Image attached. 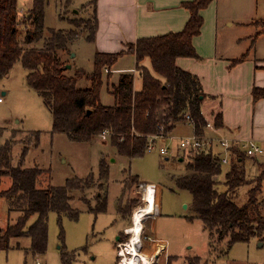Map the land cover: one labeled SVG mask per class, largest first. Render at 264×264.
<instances>
[{
	"label": "trees",
	"instance_id": "16d2710c",
	"mask_svg": "<svg viewBox=\"0 0 264 264\" xmlns=\"http://www.w3.org/2000/svg\"><path fill=\"white\" fill-rule=\"evenodd\" d=\"M212 1L184 3L189 18L181 31L138 38L128 44L127 51L96 52L91 73L77 69L73 76H68L66 63L58 58L57 51L71 52L68 51L69 46L80 37L78 29L87 32L86 41L93 42L97 30L95 14L90 26L83 21H72L74 30L48 29L49 36L44 37L46 0H32V5L21 18L17 0H0V77L7 75L16 63L21 64L26 71L27 85L38 92L52 116V133H64L69 140L83 143L91 142L104 132L109 133L110 143L118 155L128 159L142 157L147 151L149 138L170 134L185 115L193 119L194 132L203 133L205 119L201 104L206 96L199 79L178 67L176 60L180 57L200 59L192 46V38L200 33L203 24L200 12ZM85 6H92L95 10L96 0ZM21 34L22 40L18 38ZM40 41L41 47H29ZM126 54L135 57L139 89L134 88L133 73L121 72L116 79L112 78L114 65ZM104 77L106 83L109 79L113 81L111 86L106 85L113 98L111 105H103L100 100ZM80 79H86L88 87L78 88ZM252 97L254 101L264 98V87L254 88ZM214 122L217 127L221 125L220 114ZM39 134L35 131V138L38 139ZM10 152L11 145L5 142L0 148V198L7 202L8 214L18 212L20 216L14 224L0 230V251L9 248L11 239L24 237L30 240L29 251L33 255L41 254L46 248L50 212L57 214L58 221L65 216L75 219L77 215L70 205L73 200L71 192L90 189L95 183L94 175L90 173L83 179H67L63 186L39 188L42 170L13 167ZM25 152L23 150L22 160ZM184 157L188 158L187 173L179 176L176 183L191 194L193 213L201 220L211 243L226 240V250H229L232 245L248 243L252 238L264 241V199L258 198L264 171L254 178L256 187L247 190L246 201L243 204L236 201V192L249 182L245 177L244 164L252 158L234 148L230 166L223 171L211 151L188 152L181 158ZM222 173L226 190L218 191ZM108 176L109 167L102 159L99 161L98 178L107 180ZM6 178L9 185L3 189L1 184ZM130 178L134 184L142 182L138 176ZM98 187L101 188V183ZM95 198L97 203L94 207L89 206V210L105 212L106 197L99 193ZM31 218L34 219L29 224ZM66 258L64 253L61 264H68Z\"/></svg>",
	"mask_w": 264,
	"mask_h": 264
},
{
	"label": "rangeland",
	"instance_id": "374dc122",
	"mask_svg": "<svg viewBox=\"0 0 264 264\" xmlns=\"http://www.w3.org/2000/svg\"><path fill=\"white\" fill-rule=\"evenodd\" d=\"M91 1L46 0L44 37L49 36L48 29L63 32L74 30L72 21H83L90 26L96 12L92 6L85 8L83 5ZM31 5L32 0H17L20 18ZM218 6L221 15V22L216 30L218 40L224 38L230 45L238 37L252 31L242 30L236 25L229 28L225 24L226 20L240 22L239 20L253 19L258 24L254 27L264 29V0H220ZM210 17L211 14L204 20L201 33L203 39L213 33L214 23H210ZM96 20L98 30L97 16ZM116 25L120 30L121 24ZM77 31L80 32V37L69 44L68 51L71 52L57 51L58 58L66 63L65 67L70 66L66 70L68 76H73L77 69L86 73L93 70L95 44L85 40L86 31ZM18 38L22 40L23 35ZM33 45L41 47L42 41L29 47ZM123 46L127 51L128 43ZM115 67L133 68L135 60L132 56H125L117 61ZM117 75L118 73H114L112 78L116 79ZM25 76L26 71L20 63H16L7 75L0 77V148L5 142L10 143L11 165L41 169L39 188L63 186L67 179H83L90 173H93L95 183L84 192H71L73 200L70 205L77 215L75 219L65 216L58 221L57 214L50 212L47 220V243L43 253L33 255L29 251V238H13L9 242V248L0 251V264H35L36 261L40 264H61L64 253L67 254L68 264H118L123 258L118 252L130 237L133 211L143 205L141 184L153 186L157 207L152 215L144 219L141 234L140 252L151 258L150 264H264L263 240L252 238L248 243L232 245L229 250H226V240L212 244L201 220L193 213L191 194L177 186V178L187 173L185 166L188 158L179 160L185 151L178 146L176 137L193 133V127L189 123L183 120L184 122L177 124L176 131L171 134L175 138L165 142L169 147L166 155L159 153V147L163 143L156 141L154 148L147 150L142 157L128 159L117 154L110 143L109 133H102L88 143L73 142L64 133H52V116L38 92L27 85ZM134 76L135 86L140 79L137 74ZM112 82L109 79L106 83L104 77L100 92L103 105L112 104L113 98L106 86H111ZM88 85L86 79H80L77 83L78 88H86ZM3 92L5 93L2 94ZM35 131L40 133L38 139L34 136ZM23 150L26 152L22 160ZM102 159L109 167L107 180L98 178L99 161ZM251 166H254L256 172L255 169L251 170ZM262 171L264 155L245 163V177L249 182L236 192L238 204L246 201L247 190L256 187L254 178ZM132 175L138 176L142 182L134 184L130 178ZM219 179L218 191H225L223 173ZM99 183L101 188L98 187ZM8 185L9 180L6 178L1 186L5 189ZM99 193L101 197H106L107 206L105 212L95 213L89 210V206L96 205L95 196ZM258 198L264 199V181ZM7 209V202L0 198L1 230L8 224H14L20 216L18 212L8 214ZM189 217L193 219L189 220ZM156 238L165 241L167 250L175 253L176 257L162 263L164 256L161 253L155 256L153 251L152 240Z\"/></svg>",
	"mask_w": 264,
	"mask_h": 264
},
{
	"label": "crops",
	"instance_id": "0c3cea01",
	"mask_svg": "<svg viewBox=\"0 0 264 264\" xmlns=\"http://www.w3.org/2000/svg\"><path fill=\"white\" fill-rule=\"evenodd\" d=\"M190 1L192 0H96L95 12L99 24L93 41L95 53L122 51L126 49L124 43H134L138 38L181 31L189 18V12L183 4ZM219 1L213 0L200 12L203 24L209 14L210 23H214L210 37H201L204 29L202 24L200 33L192 38V46L200 59L180 57L177 58L176 65L198 77L206 96L201 104L204 119L214 120L220 114V134L238 140H253L264 149V98L254 101L252 97L254 88L264 87V29L254 27L258 24L253 19L239 20L240 22L226 20L225 24L229 28L236 25L242 30L252 31L238 37L230 45L224 38L218 40L216 30L221 22ZM116 23L121 24L120 30ZM125 56H132L135 60L132 54L123 57ZM241 57L242 60L233 62ZM116 64L113 73L137 74L135 67L116 68ZM134 88L139 89L140 82ZM177 124L170 134L176 131ZM254 169L251 166V170ZM152 242L155 256L158 253L164 256L162 263L176 257L175 253L167 250L165 241L156 238Z\"/></svg>",
	"mask_w": 264,
	"mask_h": 264
},
{
	"label": "built area",
	"instance_id": "2783aa9c",
	"mask_svg": "<svg viewBox=\"0 0 264 264\" xmlns=\"http://www.w3.org/2000/svg\"><path fill=\"white\" fill-rule=\"evenodd\" d=\"M0 102H2L1 98ZM184 121L193 127V119L189 115L184 116ZM219 130L220 129L216 126L214 120L205 119L203 133L197 134L193 131L191 135L176 137L178 146L185 151L184 153H208L211 151L216 155V163L220 165L222 169L229 168L234 148H238L239 151L244 152L250 158L264 155V149L253 140H238L236 138L220 134ZM103 134H105V132ZM171 138L175 137H172L171 134H161L151 137L149 138L147 150L153 149L157 144L156 141H160L163 145L159 147V153L166 155L169 147L165 145V142L167 139ZM118 255L120 256V252H118ZM121 262L118 264H121ZM35 264L40 263L36 261Z\"/></svg>",
	"mask_w": 264,
	"mask_h": 264
},
{
	"label": "bare ground",
	"instance_id": "6f19581e",
	"mask_svg": "<svg viewBox=\"0 0 264 264\" xmlns=\"http://www.w3.org/2000/svg\"><path fill=\"white\" fill-rule=\"evenodd\" d=\"M143 205L137 207L132 214V226L130 228V237L126 243L122 245L120 256H122L121 264H150L151 258L140 252L141 250V234L143 231V221L146 217L155 212L154 188L151 185H140Z\"/></svg>",
	"mask_w": 264,
	"mask_h": 264
},
{
	"label": "water",
	"instance_id": "95a60500",
	"mask_svg": "<svg viewBox=\"0 0 264 264\" xmlns=\"http://www.w3.org/2000/svg\"><path fill=\"white\" fill-rule=\"evenodd\" d=\"M66 69H68V68H70V66L69 65H67L66 67H65ZM180 161L182 160V158H180L179 159ZM112 161H114V159H112ZM0 230H1V228H0ZM262 243H260V245H261Z\"/></svg>",
	"mask_w": 264,
	"mask_h": 264
}]
</instances>
